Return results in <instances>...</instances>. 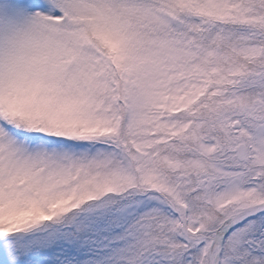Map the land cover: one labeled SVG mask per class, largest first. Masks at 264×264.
<instances>
[{
    "label": "snow or ice",
    "instance_id": "1",
    "mask_svg": "<svg viewBox=\"0 0 264 264\" xmlns=\"http://www.w3.org/2000/svg\"><path fill=\"white\" fill-rule=\"evenodd\" d=\"M0 264H264V0H0Z\"/></svg>",
    "mask_w": 264,
    "mask_h": 264
}]
</instances>
